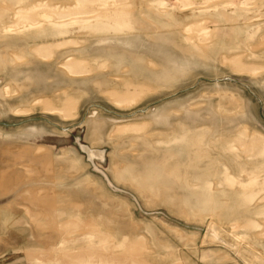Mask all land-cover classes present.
<instances>
[{
    "label": "rangeland",
    "instance_id": "1",
    "mask_svg": "<svg viewBox=\"0 0 264 264\" xmlns=\"http://www.w3.org/2000/svg\"><path fill=\"white\" fill-rule=\"evenodd\" d=\"M0 1V264H264V0Z\"/></svg>",
    "mask_w": 264,
    "mask_h": 264
},
{
    "label": "bare ground",
    "instance_id": "2",
    "mask_svg": "<svg viewBox=\"0 0 264 264\" xmlns=\"http://www.w3.org/2000/svg\"><path fill=\"white\" fill-rule=\"evenodd\" d=\"M0 4H1V1H0ZM3 4V3H2ZM2 4H1V6H2ZM4 6V5H3ZM7 95V94H6ZM5 95V96H6ZM8 96V95H7ZM132 100V99H131ZM7 103V102H6ZM11 106V105H10ZM16 107V106H15ZM15 107H13V108H15ZM11 108V107H10ZM13 108L12 109H10V110H13ZM13 112H15V114H23L22 112H23V110H21V109H19L18 107L15 109V110H13ZM133 126V125H132ZM129 128H131L132 129V127L130 126ZM133 128H137V127H133ZM116 130V129H115ZM39 148H41V147H39ZM37 150V149H36ZM39 150V149H38ZM40 151V150H39ZM38 152V151H37ZM248 251V250H247ZM251 252V251H250ZM251 253H254V252H251ZM259 258H262V257H259ZM258 258V259H259ZM256 259V258H255ZM259 261H261L260 259H259ZM252 263V262H251ZM261 263H264L263 262V259H262V261H261ZM256 264V263H255Z\"/></svg>",
    "mask_w": 264,
    "mask_h": 264
}]
</instances>
